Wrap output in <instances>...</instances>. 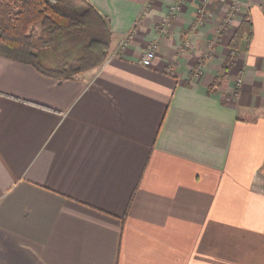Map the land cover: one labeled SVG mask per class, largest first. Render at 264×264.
I'll return each instance as SVG.
<instances>
[{"label": "crops", "instance_id": "1", "mask_svg": "<svg viewBox=\"0 0 264 264\" xmlns=\"http://www.w3.org/2000/svg\"><path fill=\"white\" fill-rule=\"evenodd\" d=\"M89 1L99 66L0 54V264H264V0Z\"/></svg>", "mask_w": 264, "mask_h": 264}, {"label": "trees", "instance_id": "2", "mask_svg": "<svg viewBox=\"0 0 264 264\" xmlns=\"http://www.w3.org/2000/svg\"><path fill=\"white\" fill-rule=\"evenodd\" d=\"M249 30L242 21L232 49ZM110 44L109 18L89 0H0V54L31 64L45 76L76 79L105 60ZM41 50L50 57L41 58ZM230 64L227 58L214 84Z\"/></svg>", "mask_w": 264, "mask_h": 264}, {"label": "built area", "instance_id": "3", "mask_svg": "<svg viewBox=\"0 0 264 264\" xmlns=\"http://www.w3.org/2000/svg\"><path fill=\"white\" fill-rule=\"evenodd\" d=\"M179 8V3H175L171 6V12L173 13ZM240 8V4L238 2H233L230 6V14H233ZM230 20V17H229ZM159 47V44L157 42H152L148 48L144 51L142 54L139 62L143 65H150L152 62L153 57L155 56V53Z\"/></svg>", "mask_w": 264, "mask_h": 264}, {"label": "rangeland", "instance_id": "4", "mask_svg": "<svg viewBox=\"0 0 264 264\" xmlns=\"http://www.w3.org/2000/svg\"><path fill=\"white\" fill-rule=\"evenodd\" d=\"M48 55H49V53H48L47 51L41 50V52H40V56H41V58H43V59H47V58L50 57V56H48Z\"/></svg>", "mask_w": 264, "mask_h": 264}]
</instances>
